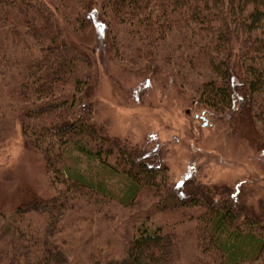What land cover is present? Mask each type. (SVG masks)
<instances>
[{
  "label": "trees",
  "instance_id": "1",
  "mask_svg": "<svg viewBox=\"0 0 264 264\" xmlns=\"http://www.w3.org/2000/svg\"><path fill=\"white\" fill-rule=\"evenodd\" d=\"M93 27L116 58L122 27L136 62L188 86L202 76L190 91L195 121L247 111L252 146L264 152V0H0V94H15L21 140L42 156L54 192L0 208V264H81L63 231L84 209L122 236L94 245L84 264H184L187 231L194 264H264V200H244L253 190L176 183L155 154L98 123L95 50L79 41Z\"/></svg>",
  "mask_w": 264,
  "mask_h": 264
},
{
  "label": "rangeland",
  "instance_id": "2",
  "mask_svg": "<svg viewBox=\"0 0 264 264\" xmlns=\"http://www.w3.org/2000/svg\"><path fill=\"white\" fill-rule=\"evenodd\" d=\"M114 29L120 40L117 58L110 39L98 29L93 27L79 36L84 46L95 50V77L89 92L97 121L108 135L136 145L150 156L155 154L152 158L168 168L176 183L192 179L203 185L239 183L253 190L250 198L244 199L247 205L264 200V152L252 146L247 111L221 118L199 114L195 121L190 91L204 78L194 75L190 86L186 81H169L168 68L136 62L132 50L126 48L124 29ZM12 97L0 94V208L6 212L54 193L45 177L42 156L21 140L16 112L10 105L14 93ZM243 104L236 99L235 111ZM63 235L74 245V259L81 264L94 245L109 242L115 247L122 241L121 235L112 232L110 222L88 209L69 215ZM180 236L183 263L194 264L198 244L190 231Z\"/></svg>",
  "mask_w": 264,
  "mask_h": 264
},
{
  "label": "water",
  "instance_id": "3",
  "mask_svg": "<svg viewBox=\"0 0 264 264\" xmlns=\"http://www.w3.org/2000/svg\"><path fill=\"white\" fill-rule=\"evenodd\" d=\"M207 123H208V122H207V121H205V122H204V124H203V127H204V126H206V125H207Z\"/></svg>",
  "mask_w": 264,
  "mask_h": 264
}]
</instances>
